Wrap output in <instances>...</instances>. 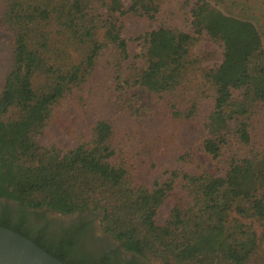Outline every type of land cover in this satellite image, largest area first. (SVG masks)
<instances>
[{
  "label": "trees",
  "instance_id": "trees-1",
  "mask_svg": "<svg viewBox=\"0 0 264 264\" xmlns=\"http://www.w3.org/2000/svg\"><path fill=\"white\" fill-rule=\"evenodd\" d=\"M94 1L97 8L92 0L5 1L12 58L0 88V198L60 213L100 208L104 230L147 260L245 264L257 239L242 219H264V149L253 145L247 121L250 105L264 102V47L257 28L248 19L223 13L210 0H195L192 34L166 26L145 32V65L130 76L132 82L116 76V101L132 112L143 109L141 99L136 94L125 99V92L141 88L160 95L184 83L196 36L220 41L223 52L221 62L203 72L213 87V107L193 153L195 166L171 171L151 189L132 187L126 168L116 160L109 121L97 119L90 139L67 149L43 146L36 138L54 106L88 80L105 46L126 56L119 15L153 19L156 10V0H130L126 8L124 0ZM168 197L169 216L159 225L155 216ZM0 226L64 264H80L23 233L8 217H0Z\"/></svg>",
  "mask_w": 264,
  "mask_h": 264
},
{
  "label": "rangeland",
  "instance_id": "rangeland-1",
  "mask_svg": "<svg viewBox=\"0 0 264 264\" xmlns=\"http://www.w3.org/2000/svg\"><path fill=\"white\" fill-rule=\"evenodd\" d=\"M5 1L0 0V88L12 58V33L4 18ZM194 2L156 0L153 19L131 12L119 15L122 36L127 42L126 56H121L111 45L105 46L81 89L54 106L43 133L36 137L37 142L43 146L53 144L60 149L71 148L89 140L92 124L97 119H104L111 123L116 160L126 168L130 186L151 189L169 178L171 171H188L195 166L193 153L204 138L203 122L213 107V87L205 81L203 72L221 62L223 47L220 41L206 34L196 36L190 47V58L194 60L191 70L175 91L150 95L141 88H133L125 92V99L132 98V94L140 97L143 109L139 113L118 104V92L115 91L118 84L116 76L132 82L130 76L145 65L144 34L151 27L166 26L193 33L190 11ZM210 2L227 15L250 20L257 28L264 47V0ZM92 3L97 8L94 0ZM124 4L126 8L130 0H124ZM99 38L102 39L101 30ZM128 88L126 86V90ZM176 111L188 115L177 114ZM247 115L252 143L264 149V102L251 104ZM171 202L168 197L158 208L157 224L163 225L168 219ZM102 217L99 227L103 236L112 238L110 246L120 248L122 240L115 238L111 231L104 230ZM242 221L252 227L257 239V248L245 264H264V219L247 218ZM143 258L148 264H162L160 257L148 258L149 261Z\"/></svg>",
  "mask_w": 264,
  "mask_h": 264
},
{
  "label": "flooded vegetation",
  "instance_id": "flooded-vegetation-1",
  "mask_svg": "<svg viewBox=\"0 0 264 264\" xmlns=\"http://www.w3.org/2000/svg\"><path fill=\"white\" fill-rule=\"evenodd\" d=\"M102 216L100 208L60 213L44 206L30 208L0 198V217L10 218L14 226L20 225L23 233L40 240L44 246L63 250L70 260L80 264H148L142 256L122 245L110 246L112 238L103 236L99 227Z\"/></svg>",
  "mask_w": 264,
  "mask_h": 264
},
{
  "label": "water",
  "instance_id": "water-1",
  "mask_svg": "<svg viewBox=\"0 0 264 264\" xmlns=\"http://www.w3.org/2000/svg\"><path fill=\"white\" fill-rule=\"evenodd\" d=\"M0 264H64L25 236L0 226Z\"/></svg>",
  "mask_w": 264,
  "mask_h": 264
}]
</instances>
